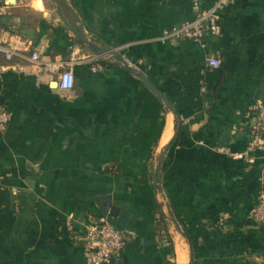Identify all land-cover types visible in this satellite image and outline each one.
Instances as JSON below:
<instances>
[{"label": "crops", "instance_id": "1", "mask_svg": "<svg viewBox=\"0 0 264 264\" xmlns=\"http://www.w3.org/2000/svg\"><path fill=\"white\" fill-rule=\"evenodd\" d=\"M2 4L4 40L73 60L75 85L0 54V264H87L76 234L101 214L126 236L121 264H181L180 251L182 264H264V224L251 218L262 170L225 151L247 147L250 106L264 100V0L226 6L221 34L202 42L160 39L194 18V0Z\"/></svg>", "mask_w": 264, "mask_h": 264}, {"label": "built area", "instance_id": "2", "mask_svg": "<svg viewBox=\"0 0 264 264\" xmlns=\"http://www.w3.org/2000/svg\"><path fill=\"white\" fill-rule=\"evenodd\" d=\"M235 0H216L208 8L200 6L199 0H194L195 16L179 25L165 29L160 39L163 42L169 40L190 38L202 42L205 35H219L221 28V12ZM10 13L9 4L0 5V16ZM3 29H0V54L7 60L16 58L39 63L54 75L56 85L61 90H70L75 85V74L71 67L72 61L68 64L59 60H43L39 51L26 52L20 44H11L2 37ZM107 57H114L113 52L106 54ZM95 60L98 58L94 57ZM116 59V58H115ZM121 64L132 66L125 58ZM221 60L217 55L210 54L207 57V65L217 68ZM102 64L96 62L92 66L97 71ZM10 121V112L7 107L0 106V132L4 131ZM250 133V140L244 150H225L234 159L244 160L250 167H259L262 172L260 181L264 179V160L258 162V154L264 148V100H257L250 106L248 120L246 122ZM260 163V164H259ZM254 222L264 224V193L260 191L252 212ZM66 226L73 230V222L68 219ZM77 239L83 242L87 264H121V257L126 245V236L110 220L108 214H101L92 218L84 224L83 229L76 234Z\"/></svg>", "mask_w": 264, "mask_h": 264}, {"label": "water", "instance_id": "3", "mask_svg": "<svg viewBox=\"0 0 264 264\" xmlns=\"http://www.w3.org/2000/svg\"><path fill=\"white\" fill-rule=\"evenodd\" d=\"M28 31H29L28 33H30V30H28ZM115 58L118 61V63L120 65H122L121 64V61L123 60L122 56L118 54L115 56ZM122 66L132 69V71H134L137 74V76H139V78H141L155 92V94L164 102V104L167 106L168 109L172 110L173 112H177L175 107L173 106V104L169 100V98L149 78H147L142 72H139V71L135 70L133 67H130V66L125 65V64H123ZM156 179H157V177H156ZM155 182L157 184V180H155ZM262 190L264 193V179L262 182Z\"/></svg>", "mask_w": 264, "mask_h": 264}, {"label": "bare ground", "instance_id": "4", "mask_svg": "<svg viewBox=\"0 0 264 264\" xmlns=\"http://www.w3.org/2000/svg\"><path fill=\"white\" fill-rule=\"evenodd\" d=\"M179 250H181L180 248H179ZM179 258H180V262H181V264L183 263V262H185V259H184V253H182L181 251H180V256H179ZM184 259V260H183Z\"/></svg>", "mask_w": 264, "mask_h": 264}, {"label": "trees", "instance_id": "5", "mask_svg": "<svg viewBox=\"0 0 264 264\" xmlns=\"http://www.w3.org/2000/svg\"><path fill=\"white\" fill-rule=\"evenodd\" d=\"M254 223H255V224H258V225H259V224L263 225V223H258V222H254ZM169 240L171 241V239H169Z\"/></svg>", "mask_w": 264, "mask_h": 264}]
</instances>
